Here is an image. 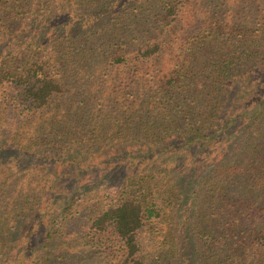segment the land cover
Listing matches in <instances>:
<instances>
[{"label":"trees","instance_id":"1","mask_svg":"<svg viewBox=\"0 0 264 264\" xmlns=\"http://www.w3.org/2000/svg\"><path fill=\"white\" fill-rule=\"evenodd\" d=\"M0 264H264V0H0Z\"/></svg>","mask_w":264,"mask_h":264}]
</instances>
